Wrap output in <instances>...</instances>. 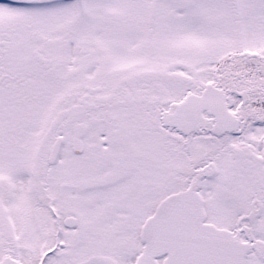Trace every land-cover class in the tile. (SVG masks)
<instances>
[{
	"label": "snow or ice",
	"instance_id": "1",
	"mask_svg": "<svg viewBox=\"0 0 264 264\" xmlns=\"http://www.w3.org/2000/svg\"><path fill=\"white\" fill-rule=\"evenodd\" d=\"M0 264H264V0H0Z\"/></svg>",
	"mask_w": 264,
	"mask_h": 264
}]
</instances>
